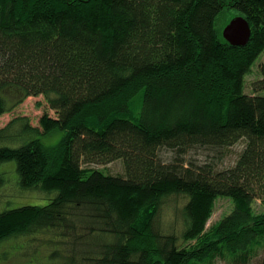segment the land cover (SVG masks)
Listing matches in <instances>:
<instances>
[{
	"label": "trees",
	"instance_id": "obj_1",
	"mask_svg": "<svg viewBox=\"0 0 264 264\" xmlns=\"http://www.w3.org/2000/svg\"><path fill=\"white\" fill-rule=\"evenodd\" d=\"M226 8L246 45L218 28ZM263 52L264 0H0V115L47 103L0 126V164L49 200L0 211V245L27 264H264V63L246 83Z\"/></svg>",
	"mask_w": 264,
	"mask_h": 264
},
{
	"label": "rangeland",
	"instance_id": "obj_2",
	"mask_svg": "<svg viewBox=\"0 0 264 264\" xmlns=\"http://www.w3.org/2000/svg\"><path fill=\"white\" fill-rule=\"evenodd\" d=\"M238 15L235 10L226 8L224 9L217 19L218 28L222 31L225 25L234 17ZM259 63H264V52L259 57L258 62L254 66L253 73L246 76V83L249 84L251 80L259 76L258 73V65ZM250 88L248 87L247 91ZM47 109V103L45 101V97L43 95L38 96H28L23 102H21L13 111L7 112L5 114L0 115V126L4 125L8 122L12 116L20 113V114H27L32 118V122L37 124L39 121L40 115ZM60 135L56 134L55 137L51 135H47L44 138V141L48 144H55L59 141ZM243 148V143L238 142L230 149H228L217 161L218 167H228L234 164L235 160L239 152ZM166 157H170V152H165ZM209 153H207L203 149H196L192 151L189 156L194 158H198L201 160L206 159ZM121 161V162H120ZM123 160L118 159L117 161L111 162L106 165L100 164H90L92 167L102 168L105 172H109L112 174H121L124 172V165ZM15 162L12 163H4L0 164V174L5 178L6 181L0 184V211L8 207H15L18 205H23L25 203H39L45 204L47 203L48 197L35 192V191H21L17 188L18 183L16 179V172L14 170ZM5 171V173H2ZM39 198V199H38ZM232 207V202L230 198L220 197L216 200L214 212L209 219L208 224L215 222L216 220L220 219L224 214H226ZM255 207L257 211H264V201L258 200L255 203ZM18 243L17 240H11L0 245V264H27L31 263L30 261L17 253L16 249L13 248ZM6 250H9L6 256L3 257V254ZM38 256L40 259H44L45 257V250L42 248L38 252ZM218 264H227L224 261H219ZM251 264H261L259 261H254Z\"/></svg>",
	"mask_w": 264,
	"mask_h": 264
},
{
	"label": "water",
	"instance_id": "obj_3",
	"mask_svg": "<svg viewBox=\"0 0 264 264\" xmlns=\"http://www.w3.org/2000/svg\"><path fill=\"white\" fill-rule=\"evenodd\" d=\"M222 34L231 45L244 46L250 41L252 28L249 20L238 14L225 25Z\"/></svg>",
	"mask_w": 264,
	"mask_h": 264
}]
</instances>
